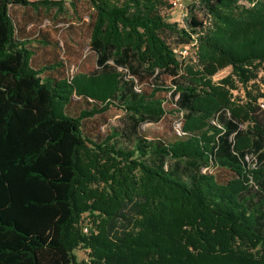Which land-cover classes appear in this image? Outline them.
Listing matches in <instances>:
<instances>
[{
	"label": "trees",
	"instance_id": "16d2710c",
	"mask_svg": "<svg viewBox=\"0 0 264 264\" xmlns=\"http://www.w3.org/2000/svg\"><path fill=\"white\" fill-rule=\"evenodd\" d=\"M80 2L91 65L11 15ZM172 10L0 0V264H264V0H191L180 22ZM110 111L125 120L101 130ZM168 114L170 131L145 132Z\"/></svg>",
	"mask_w": 264,
	"mask_h": 264
},
{
	"label": "rangeland",
	"instance_id": "374dc122",
	"mask_svg": "<svg viewBox=\"0 0 264 264\" xmlns=\"http://www.w3.org/2000/svg\"><path fill=\"white\" fill-rule=\"evenodd\" d=\"M177 1L182 3L185 7L191 2V0H169ZM241 4L245 5V2L241 1ZM78 13L74 12V10L69 6L67 3L65 5V10L63 12H57L55 9H45L40 8L38 10H33L31 8H22V7H15L11 9V15L14 16L18 21H20V25H26L29 30H37L38 26H41V30L49 32L55 39L60 41V45L66 47H71L78 50L80 49V53L83 54L87 60L88 64L91 65L94 63L95 55L91 53L88 49V36H89V28H88V16H90V7L88 3L80 2L77 4ZM165 16H167L170 22H180L182 19L180 17V13L177 10H172L169 12H165ZM181 24V23H180ZM73 45V47L71 46ZM37 43L34 42V48L38 51L40 48ZM37 51V52H38ZM186 61L195 60V49L190 48L187 55L183 58ZM91 67V66H90ZM89 67V68H90ZM73 70L74 68L71 67ZM230 68H225L219 71L214 77L213 81L218 82L219 80L225 78L230 74ZM264 78V70L260 69L258 73V79L262 80ZM167 82H163L164 85H169V79L166 77ZM237 89L231 91L232 96H234V100L237 104H242L245 102V91L243 88L237 84ZM264 91V85L260 83V92ZM259 100L264 101V97H261ZM79 109L76 108L74 104L69 106V113L70 114H77ZM168 117L164 119L161 123L157 124H146L143 125L145 132L152 136L154 133L161 132L163 130L170 131L171 122L173 116L168 114ZM108 117V124L103 126L102 122L99 121V124L102 129H107L109 126H120L122 122L125 120V116L121 111H110L107 113ZM247 123L241 125V129L245 130L247 128ZM90 126V121L86 122L85 128ZM99 126V125H98ZM102 132V131H100ZM255 154L251 157L254 158ZM80 230H82L83 234L90 233L92 227L91 225L87 224V220L81 218L80 222ZM85 228L88 231H85ZM75 256L78 261H82L86 259V252L84 250H76Z\"/></svg>",
	"mask_w": 264,
	"mask_h": 264
},
{
	"label": "built area",
	"instance_id": "2783aa9c",
	"mask_svg": "<svg viewBox=\"0 0 264 264\" xmlns=\"http://www.w3.org/2000/svg\"><path fill=\"white\" fill-rule=\"evenodd\" d=\"M170 3H171L172 8H173L174 10L179 11V13H180V17H181V19H183V18L186 16V7H185L182 3L177 2V1H171ZM190 48H192V46H185V47L180 48V49L178 50V58H179L180 60L183 59L184 56L188 54ZM119 70H120V71H123L122 68H119ZM258 106H259V108H260L261 110L264 111V101H263V100H258ZM180 127H181V121L176 120V121L174 122V126H173V128H174V130H175L177 133H179V131H180ZM205 170H206V169H204V171H205ZM85 231L87 232L88 229L85 228Z\"/></svg>",
	"mask_w": 264,
	"mask_h": 264
},
{
	"label": "crops",
	"instance_id": "0c3cea01",
	"mask_svg": "<svg viewBox=\"0 0 264 264\" xmlns=\"http://www.w3.org/2000/svg\"><path fill=\"white\" fill-rule=\"evenodd\" d=\"M72 45V44H71ZM72 47H73V45H72ZM72 50H73V53L72 52H68L67 53V55H68V58H69V61H71V62H74L76 59H78V57H79V53H80V49H79V47H78V50H77V47H76V50L74 49V48H72ZM76 52L78 53V54H76ZM83 55V54H82ZM86 58V57H85ZM85 58L82 56V59H84L83 61H84V64L86 65V64H88V62H87V60H85ZM82 59L80 58L79 60H78V62H82L83 63V61H82Z\"/></svg>",
	"mask_w": 264,
	"mask_h": 264
}]
</instances>
